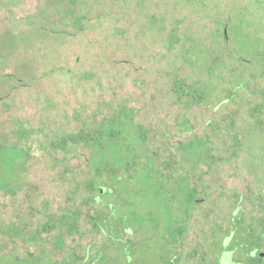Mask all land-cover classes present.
I'll return each mask as SVG.
<instances>
[{
    "label": "rangeland",
    "instance_id": "rangeland-1",
    "mask_svg": "<svg viewBox=\"0 0 264 264\" xmlns=\"http://www.w3.org/2000/svg\"><path fill=\"white\" fill-rule=\"evenodd\" d=\"M137 2L0 0V68L2 74L14 73L25 80L1 87L10 94L0 106V142L3 138L17 142L15 131L23 126L28 130L23 143L30 139L33 145L16 194L0 192V254L9 256L0 264H24L25 260L83 264L85 258L84 264H127L121 244L113 243L91 222L96 211L111 216L107 207L91 202L89 196L105 203L117 198L85 189L89 174L84 150L51 146L84 121L121 106L134 110L136 120L148 131L166 175L189 177L197 190L180 242L169 247L174 264H216L223 253L217 243L223 242L235 216L247 227L264 231V123L252 113L260 104L264 81L247 78L248 70L239 76L242 69L238 71L233 56L236 46L231 30L225 48L229 64L216 71L210 103L185 108L171 92L178 68L186 74L200 71L181 63L187 48L200 46L216 54L217 49L210 46L215 20L222 31L225 22L232 26L242 17L264 27V0ZM174 25L180 45L177 40L171 47L176 40L170 34ZM218 40L225 42L222 35ZM221 74L225 80L217 78ZM240 81L246 90L237 88ZM193 140L204 144L194 158L184 151L177 157L171 154L172 148ZM155 206L150 193L146 207ZM66 207L82 211L85 229L68 236L61 249L54 245L53 235L43 234L31 243L6 232L21 226L33 233ZM173 212L176 218L185 217V207L178 202ZM120 216L127 221L134 218L129 210L120 211ZM163 218L154 214L137 235L132 231L135 225L129 223L127 233L114 239L126 244L125 253L133 248L136 257L147 256L150 264H161L166 259L157 255L166 249L161 239L166 232ZM13 258L20 262H12ZM247 258L246 252L238 250L232 263Z\"/></svg>",
    "mask_w": 264,
    "mask_h": 264
},
{
    "label": "trees",
    "instance_id": "trees-1",
    "mask_svg": "<svg viewBox=\"0 0 264 264\" xmlns=\"http://www.w3.org/2000/svg\"><path fill=\"white\" fill-rule=\"evenodd\" d=\"M198 1L200 0H188L192 4ZM139 2L140 0L137 3L139 4ZM244 13L249 14L246 10ZM219 22V20H215L217 26L210 44L211 47L217 49L216 54L200 46H193L181 54L183 59L179 58L181 63L190 70H194L195 67L200 69L199 72L194 71L193 74H186L178 68L173 75L171 92L177 97L178 103L185 104V108L210 103V97L215 94L216 85L212 84V80L216 76V71L224 70L229 64L227 56H225V48L229 44L227 31L231 30L233 33L232 37L236 46L233 56L238 60V71L242 69L239 76H245L244 71L248 70L250 74L247 78L253 79V81L258 79L264 81V27L253 19L242 17L238 18L232 26H230L229 20L225 22L223 25L225 31H222ZM154 24H158V22ZM177 28L178 26L174 25L171 29L170 34L176 39L172 41L171 47L177 40L178 46L180 45ZM218 35H222L225 42L221 43L218 40ZM21 69H19L20 72ZM217 78L224 79L222 74L217 75ZM12 79L17 81H11ZM1 80L6 81L2 85L0 84V106L5 104V99L10 94L1 87L14 82L21 84L25 81L23 77H18L14 73L2 74V68H0ZM28 85H30L29 82L22 86ZM239 87L246 90L242 81L238 83L237 88ZM260 92V104L253 109L252 113L253 116L258 115L260 122L264 123L261 118V115L264 116V86ZM113 109L101 118H95L91 122L84 121L78 128L66 132L62 140L56 143L52 141L51 146L55 145L66 151L69 150V147L70 150L79 148L84 150L89 174L85 189L93 194L99 193L101 196L108 195L117 198L114 202L111 200L105 203L99 197L89 196L91 202L107 207L108 214L111 216L109 218L104 211H96V214L91 217V222L96 229L108 235L113 243L121 244L122 255L125 256L127 264L150 263L147 256L136 257V251H133V248L125 253L126 244L114 239L115 236L119 238L127 233L129 223L135 225V229H131L133 234L137 235L139 229L143 227V223L147 222L154 214L163 216V221L166 223V232L161 235L163 248L166 249H160L162 253L158 251L157 255L162 259L166 258L161 264H174V257L169 255V247L180 242V237L184 233V225L196 202L197 190L189 177L175 178L173 173L166 175V171L163 169L166 167L162 168V162L159 161L161 155L158 149L152 146L148 131L136 120L134 110L127 106L114 107ZM15 132L18 135L17 142H11L4 138L0 142V192L6 194H16L20 188L22 170L30 159L29 152L33 147L30 139L23 143V138H26L28 134L27 129L22 126ZM181 145V148L171 149V154L174 157L184 151V154L194 158L196 154L204 150V144L196 140L185 144L181 143ZM172 180L174 181L172 182ZM101 188L105 189L104 192ZM150 193L155 197L156 206L154 209L146 207ZM139 199L141 201H138ZM176 202L185 207L183 219L176 218L174 215L173 207ZM142 209L147 211L145 215L142 213ZM125 210L132 212L135 219L130 217L127 221L121 217L120 211ZM116 216L117 218H115ZM84 229L82 211L66 207L59 215L53 214L50 220L43 222L33 233L21 226L8 228L6 232H10V237L21 236L31 243H37L43 234L53 235L54 245L61 249L68 236L81 234ZM262 241H264V231H257L251 226L247 227L240 217L235 216L223 242L217 243L223 253L215 263L222 264L223 261L229 260L230 264H234L232 263L233 256L238 250H242L247 253V261H240L236 264H264V256L261 255L264 251H260ZM5 257L9 256L0 254V259L4 260ZM86 260L87 258L82 263L84 264ZM102 260L105 261L106 258H102ZM11 261L20 262L18 258H13ZM28 263L34 264L33 261H24V264ZM45 264L53 263L47 260ZM62 264H72V262L63 260Z\"/></svg>",
    "mask_w": 264,
    "mask_h": 264
},
{
    "label": "water",
    "instance_id": "water-1",
    "mask_svg": "<svg viewBox=\"0 0 264 264\" xmlns=\"http://www.w3.org/2000/svg\"><path fill=\"white\" fill-rule=\"evenodd\" d=\"M102 192H104V188H101ZM262 256H264V252L261 253Z\"/></svg>",
    "mask_w": 264,
    "mask_h": 264
},
{
    "label": "flooded vegetation",
    "instance_id": "flooded-vegetation-1",
    "mask_svg": "<svg viewBox=\"0 0 264 264\" xmlns=\"http://www.w3.org/2000/svg\"><path fill=\"white\" fill-rule=\"evenodd\" d=\"M1 4V3H0Z\"/></svg>",
    "mask_w": 264,
    "mask_h": 264
}]
</instances>
